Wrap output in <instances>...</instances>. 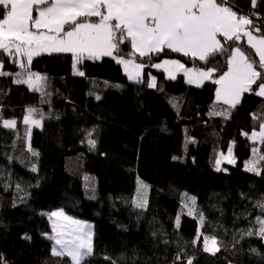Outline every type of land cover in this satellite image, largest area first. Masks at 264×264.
Segmentation results:
<instances>
[{
  "label": "trees",
  "instance_id": "obj_1",
  "mask_svg": "<svg viewBox=\"0 0 264 264\" xmlns=\"http://www.w3.org/2000/svg\"><path fill=\"white\" fill-rule=\"evenodd\" d=\"M228 6L260 15L254 33H264V0ZM220 39L224 51L207 63L170 50L142 57L127 40L114 57L49 53L29 66L0 50V264H71L46 237L57 209L93 223L87 264H264L255 230L264 219V96L253 85L235 107L216 100L234 47ZM121 58L144 66L141 80L128 79ZM165 59L217 71L194 87L153 66ZM38 74L45 79L34 86L20 82ZM255 153L258 172L246 168ZM213 237L219 251H206Z\"/></svg>",
  "mask_w": 264,
  "mask_h": 264
},
{
  "label": "snow or ice",
  "instance_id": "obj_2",
  "mask_svg": "<svg viewBox=\"0 0 264 264\" xmlns=\"http://www.w3.org/2000/svg\"><path fill=\"white\" fill-rule=\"evenodd\" d=\"M229 4L230 0H0V50L10 55L14 50L26 56L29 64L33 56L41 52L72 53L79 62L81 58L112 56L119 44L127 40L142 57L170 50L207 63L210 56L224 51L218 39L222 37L233 41L234 47L229 52L227 71L214 81L219 85L216 96L235 107L243 93L253 90V85L258 88L255 94L264 96V33L254 35V32L260 33V28L253 25L248 15H238ZM252 5L255 7L256 0H252ZM93 17L98 19L93 22ZM242 36L247 37L252 53L239 43ZM120 63L127 67L132 62L121 58ZM153 66L164 67L172 78H175L173 69L183 70L188 82L198 85L217 71L209 68L194 74L180 60H164ZM37 79L45 78L38 76ZM20 82L35 85L31 79ZM34 111L28 110L25 124ZM31 122L40 125L38 120ZM15 124V121H4L6 127H15ZM260 136L264 140V132ZM95 143L89 140L90 145L95 146ZM231 155L229 150L225 157L229 163H233ZM248 170L257 171L251 161ZM258 206L264 210V203ZM52 215L61 217L63 213ZM70 223L75 225L71 229L74 238L56 239L61 247L60 250L54 247L52 254L70 257L71 264H87L92 254L89 234L84 231L82 222ZM257 223L259 233L264 236V219L257 217ZM211 241L212 247H208V238H205V250L219 251L215 237Z\"/></svg>",
  "mask_w": 264,
  "mask_h": 264
},
{
  "label": "rangeland",
  "instance_id": "obj_3",
  "mask_svg": "<svg viewBox=\"0 0 264 264\" xmlns=\"http://www.w3.org/2000/svg\"><path fill=\"white\" fill-rule=\"evenodd\" d=\"M38 76L40 77V74H38L37 77ZM37 77H34L33 81H37ZM154 82H155V79L154 77H152L150 84L153 85ZM262 132H264V127H262L261 131L259 132V136H260V133ZM231 159H232V155H231ZM225 160L228 161L227 159ZM232 160L234 161V159ZM250 161L254 163L257 169V171H254V172H258L259 171L258 164L260 161L259 155L255 153L252 156V158L246 164L247 169L249 167ZM52 213H63V216L61 217L53 216ZM49 217H50L51 228H50V231L46 234V237L52 241V244H53L52 249L55 247L57 250H60L61 246L56 244V239L59 238V239L67 241V240H72L74 238L73 234H71V229L74 228L75 225H72L70 221H80L83 223V225H85L84 231L89 234L90 242H91V245L93 246L94 225L92 222L73 217L67 214L63 209L53 210L52 212L49 213ZM61 229H63L62 236L60 235ZM259 229H260V225L257 224L255 230L259 232ZM208 247H212L211 239H208ZM216 247H217V243H216Z\"/></svg>",
  "mask_w": 264,
  "mask_h": 264
},
{
  "label": "crops",
  "instance_id": "obj_4",
  "mask_svg": "<svg viewBox=\"0 0 264 264\" xmlns=\"http://www.w3.org/2000/svg\"><path fill=\"white\" fill-rule=\"evenodd\" d=\"M34 15H36V13H35V11H34ZM93 18H95V17H93ZM98 19V18H97ZM93 22H95V21H93ZM254 35H257V34H255V33H253ZM221 37H218V39H220ZM241 40H243L245 43H246V41H247V37H244V36H242V39ZM247 44V43H246ZM51 53H56V52H51ZM138 53V52H137ZM8 54V53H7ZM40 54H49V52H41ZM39 54V55H40ZM66 54H72V53H66ZM9 55V54H8ZM11 55H15L16 56V59H17V62L19 63V65H25V66H29V63L27 62V57L26 56H21L20 54H18V53H16L14 50H13V53L11 54ZM73 55V54H72ZM36 56H38V55H35V56H33V58H35ZM103 57H114V53H113V55L112 56H103ZM32 58V59H33ZM102 57H100L99 59H101ZM258 58V57H257ZM197 59H199L198 57H197ZM119 62H120V59H117ZM125 60V59H124ZM165 60H172V59H165ZM125 61H129V60H125ZM164 61V60H163ZM163 61H161L160 63H158V64H162V62ZM132 63H129L128 65H127V67L125 66V64H123V63H120L121 65H122V68H123V72L125 73V75L128 77V79L130 80V81H133V82H137V81H139V80H141V78H142V76H143V70H144V66L142 67V68H137L136 67V65H140L139 63H136V62H134V61H131ZM183 64V63H182ZM0 65H2L1 64V62H0ZM165 67H171V66H165ZM185 67L186 68H188V69H192L193 70V73L195 74L197 71H199V70H195V69H193V68H190V67H188V66H186L185 65ZM158 69H160V70H162L164 73H165V75H166V77L167 78H169V79H173L172 78V76H170V74H169V71H165V68L164 67H161V68H158ZM1 70H2V66H0V72H1ZM204 71H207V70H204ZM173 74H174V76H175V78L178 76V75H180V74H182V75H184V77H185V79H186V81L188 82V76H186L185 74H184V72H183V70H174L173 69ZM212 76V75H211ZM211 78H209V79H204L199 85L198 84H196V83H189L188 82V84L189 85H191V86H194V87H198V86H200V85H202L204 82H206V81H209ZM150 82H151V80H150ZM155 83V82H154ZM219 88V85H217V88H216V91H215V98H216V100L218 101V102H221V103H224V101H223V99H217V96H216V92H217V89ZM244 94V93H243ZM242 97V96H241ZM241 99V98H240ZM224 104H226V103H224ZM226 105H229V104H226ZM230 106V105H229Z\"/></svg>",
  "mask_w": 264,
  "mask_h": 264
},
{
  "label": "built area",
  "instance_id": "obj_5",
  "mask_svg": "<svg viewBox=\"0 0 264 264\" xmlns=\"http://www.w3.org/2000/svg\"><path fill=\"white\" fill-rule=\"evenodd\" d=\"M0 11H2V10H0ZM242 15H248L249 18H250L251 20H260V19H261V16L258 15V14L251 15V14H249V13H245V14H242ZM263 19H264V17H263ZM263 19H262V20H263ZM263 22H264V21H263Z\"/></svg>",
  "mask_w": 264,
  "mask_h": 264
}]
</instances>
